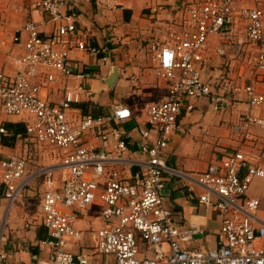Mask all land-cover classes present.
<instances>
[{
	"label": "built area",
	"instance_id": "built-area-1",
	"mask_svg": "<svg viewBox=\"0 0 264 264\" xmlns=\"http://www.w3.org/2000/svg\"><path fill=\"white\" fill-rule=\"evenodd\" d=\"M238 1L183 0L186 26L170 28L163 43L148 44L156 75L168 84V93L165 102L147 108L149 128L140 130L138 149L143 159L138 160L126 158L128 143L120 130L132 117L128 108L116 106L109 117L85 114L77 123L67 117L81 102L87 78L84 70L73 65L72 55L75 51L90 56L104 52L78 32L77 5H99V0H41L38 8L53 25V33L43 36L33 22L16 31L15 43L25 35L24 54L11 57L16 66L13 77L0 69V114L17 117L25 137L8 130L1 118L0 136L30 138L61 149L63 157L58 164L39 167L32 173L27 172L29 159L8 157L0 161V182L3 198L11 205L23 197L32 180H44L41 208L47 237L39 246L48 248L50 254L43 264H89L86 257L69 251L68 240L82 239L74 225L96 200L103 205L102 219L116 222L97 232L95 251L105 264H264V250L258 246L264 239V222L257 217L260 203L248 196L253 181L264 180V148L258 156L233 150L199 173L177 171L166 164L165 156L178 130L179 116L193 112L194 101L205 100L216 112L224 109L228 95H244L252 110L264 105V95L255 86L235 84L226 72L214 82L203 77L210 41L219 43L214 53L221 58L227 55L228 46L241 50L245 43L260 45L264 40V9L260 7L264 0H242L253 3L252 7ZM163 2L171 6L177 1ZM254 67L264 76L263 50L256 54ZM39 68L48 69L47 82L55 80L51 73L55 71L64 79L75 78L79 84L65 88L60 101L50 104L40 97L41 85L31 81ZM107 120L110 131L104 129ZM263 126L264 120L249 112L233 130L248 141L251 129ZM91 132L97 146L86 140ZM151 132L156 135L152 141ZM128 169L134 171L128 175L123 171ZM55 172L60 175V190L55 187ZM168 177L182 178L189 191L192 185L199 186L203 193L198 202L212 207L220 216L214 248L181 247L202 231L193 222L188 228L177 227L164 201ZM0 264H8L1 250Z\"/></svg>",
	"mask_w": 264,
	"mask_h": 264
},
{
	"label": "crops",
	"instance_id": "crops-1",
	"mask_svg": "<svg viewBox=\"0 0 264 264\" xmlns=\"http://www.w3.org/2000/svg\"><path fill=\"white\" fill-rule=\"evenodd\" d=\"M40 1L0 0V69L9 77H13L16 72V66L11 62V57L24 54L25 35L20 42L15 43L13 38L16 31L27 22H33L43 36L53 33V25L38 8ZM176 1L172 2L171 6L164 5L163 0H99V5L87 3L77 5L78 32L87 37L91 46L102 49L104 52L90 56L85 52L75 51L72 55L73 65L76 69L84 70L87 78L83 82L85 92L82 94L81 102L68 112V120L77 123L85 114L109 117L116 106L128 108L132 117L121 125L120 130L128 143L126 158L130 160L143 159L138 147L142 141L140 130L149 128L148 106L165 102L167 99L168 84L157 77L148 52V44L152 41L163 43L170 28L183 29L186 26L188 18L185 9L181 6L183 0ZM260 5L264 9V3ZM179 8L184 9L185 14L181 20L177 12ZM218 44L217 41L212 40L208 45L206 54L209 63L203 70V77L214 82L221 72H226L228 77L229 72L234 81L230 77L229 80L233 83L251 84L264 95V76L256 70L249 74L248 72L246 74L243 68H240L239 72L234 71L227 58H220L214 53ZM259 46L258 51H264V40ZM228 48L231 47H227V54ZM114 70L115 75L109 86L107 83ZM38 71L39 73L31 81L41 85L40 97L50 104H57L60 101L65 88H75L79 84L75 78L64 79L55 71H51L55 80L47 82L45 75L49 72L48 69L39 68ZM193 104L195 106L193 112H183L178 118V130L175 135L177 132L184 135L180 138L172 135V142L165 150L166 164L168 161L174 162L173 159L175 160L180 151L181 146L178 145L180 141L183 149L185 147L184 154L193 145L202 147L207 161L203 162L196 173L205 171L212 163L220 162L233 150H242L253 156H258L259 152H262L264 126L252 128L251 139L248 141L237 135L233 128L240 124L242 116L249 112L264 120V105L252 110L242 94L228 95L221 112L213 111L205 100L194 101ZM0 118L5 124L23 125L17 117L0 114ZM108 121L104 129L110 131L112 126ZM187 133H192L195 138H184L188 135ZM92 136V132L88 133L86 140L97 146L98 143H94ZM155 136V133L151 132L150 140L152 141ZM195 139L197 143H194ZM21 143L16 139L7 141V144L0 141V161L12 156L27 158L29 159L27 172L32 173L39 167L58 164L63 157L61 149L43 144H37L48 151L42 159L40 157L36 159L35 155H26V151L21 155ZM55 149L59 152H53ZM182 160L177 164L174 163L175 166L169 162L167 165L179 171L176 166L183 168L188 167L189 164L185 161L183 163ZM107 171L102 181L105 180ZM123 171L129 175L134 170ZM174 178H167L164 193L166 208L170 210L177 227L188 228L193 222L200 225L202 231L192 241L181 244V247L188 250L214 248L216 234L220 228V216L212 207H205L198 202L199 195L203 193L199 186L192 185L193 190L189 191L186 182L184 184L177 180L174 182ZM60 186L55 182L57 190H60ZM44 192L45 185L42 179L38 188L25 190L21 199L8 205L3 198V187L0 182V250L8 264H43L48 260L50 250L39 246L40 241L47 237L43 227L41 208ZM262 194L263 197L259 198L250 195L248 191V196L259 200L258 213L264 214V190ZM102 207L101 203L94 205L90 209V214H99V218L102 219ZM260 220L264 222V218ZM90 222L92 220L78 218L74 227L81 232L82 239L80 241L69 239L68 249L74 255L86 257L89 264H105L102 262L103 257L98 256L95 251L97 232L116 222L108 221L106 226H99L97 230L93 229L94 224ZM258 246L264 250V239L258 243ZM94 258H101V262H94Z\"/></svg>",
	"mask_w": 264,
	"mask_h": 264
},
{
	"label": "rangeland",
	"instance_id": "rangeland-1",
	"mask_svg": "<svg viewBox=\"0 0 264 264\" xmlns=\"http://www.w3.org/2000/svg\"><path fill=\"white\" fill-rule=\"evenodd\" d=\"M238 4L239 5L244 4V5H247V6H250V7H252V5H253V3H248L247 4L246 2H243L242 0L238 1ZM183 11H184V9H181V8H179L177 10L179 20H181V19H183L185 17V14L183 13ZM176 20H178V19H176ZM176 26L178 27L179 25H176ZM258 46H259V44H255V43H245L243 45V48L240 51L237 50V48H235V47H231L230 49L228 48V54L225 56V58H227L231 62V66H232V69L234 71L239 72L241 70L240 68H243V70L246 71V74H247V72L249 74V73L255 71L254 60H255V56H256L258 50L260 49V46H259V48H258ZM242 51H244L243 54H242ZM228 74H229V77L231 78V80H233L232 77L230 76L229 72H228ZM174 135H175V133L173 134V136ZM183 135H184V133L177 132L175 137L178 136V138H180ZM186 137L188 139H190V138L194 139L195 138L192 133L184 136V138H186ZM17 141L20 142V143H21V141H23L21 143V146H22L21 155L25 154L24 152L26 151V155H30L31 154L32 156L35 155L36 159L38 157H40L42 159L46 154H48L47 150H45L43 147L37 145L38 143L33 141V140H31L30 138H22V139L17 140ZM171 142L172 141H170V143ZM180 143H181V141L178 144L181 147H180V151L178 152L177 156L175 157L176 161L173 159V161H174L173 163H170L169 161L168 162L170 164L174 165V163L177 164V163L180 162L181 159H183L182 160L183 163H184V161L186 163L189 162L188 167L180 168L179 166H176L177 169H179V171H181L183 173H195L199 169V167L203 164V162L207 161V158L204 156L205 154H203V152H202V147L199 148V147H196L195 145H193L189 149V151L186 154H184L185 147L183 149V145H181ZM194 143H197L196 139H195ZM53 152L58 153L59 150L55 149V150H53ZM168 162H167V164H168ZM53 179H54V181L56 182V184L58 186L61 185L60 184V175H59L58 172H55L53 174ZM176 180L183 182V184L185 182L180 177H175L174 178V182ZM41 182H42V177H39L36 180H32L28 184L27 189L28 190L29 189H31V190L36 189L41 184ZM253 182L254 183L251 184V187H250V190H249V194L250 195H254L256 197H259V198H262L263 197L262 192L264 190V180H257L256 179ZM98 203H100V202L96 200L94 205L96 206ZM257 216L260 219L264 218V214H261L260 212L258 213ZM81 218L87 219V221L92 220V222H90V223L94 224V225H92L94 230H97V228L99 226L103 227V225H105V226L107 225V221L99 218V214H90L89 210H88L87 214L83 215ZM141 248H142V246H141ZM93 260H94V262H98V263L101 262V258H96V259L94 258ZM102 262L104 263L103 259H102Z\"/></svg>",
	"mask_w": 264,
	"mask_h": 264
},
{
	"label": "trees",
	"instance_id": "trees-1",
	"mask_svg": "<svg viewBox=\"0 0 264 264\" xmlns=\"http://www.w3.org/2000/svg\"><path fill=\"white\" fill-rule=\"evenodd\" d=\"M6 128L8 129V130H10V131H13V132H15V133H17V134H22L23 135V137H25V135H24V127H23V125H20V124H12V123H6ZM12 140H14L13 138L12 139H9V138H3V137H1V142L3 143V144H7V141H12Z\"/></svg>",
	"mask_w": 264,
	"mask_h": 264
},
{
	"label": "water",
	"instance_id": "water-1",
	"mask_svg": "<svg viewBox=\"0 0 264 264\" xmlns=\"http://www.w3.org/2000/svg\"><path fill=\"white\" fill-rule=\"evenodd\" d=\"M114 75H115V70H114L113 74L111 75L110 80L107 83L109 86H110L111 80H112V78H113Z\"/></svg>",
	"mask_w": 264,
	"mask_h": 264
}]
</instances>
